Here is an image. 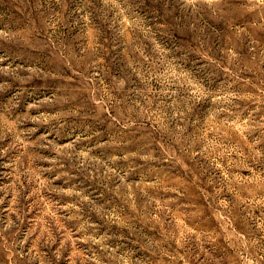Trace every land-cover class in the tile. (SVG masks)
Wrapping results in <instances>:
<instances>
[{
  "label": "rangeland",
  "instance_id": "rangeland-1",
  "mask_svg": "<svg viewBox=\"0 0 264 264\" xmlns=\"http://www.w3.org/2000/svg\"><path fill=\"white\" fill-rule=\"evenodd\" d=\"M0 264H264V0H0Z\"/></svg>",
  "mask_w": 264,
  "mask_h": 264
}]
</instances>
